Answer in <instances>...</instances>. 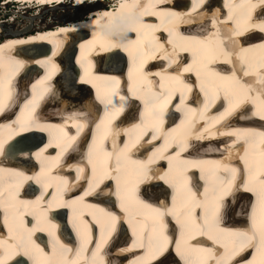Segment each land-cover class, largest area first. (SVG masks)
<instances>
[{"label":"bare ground","instance_id":"obj_1","mask_svg":"<svg viewBox=\"0 0 264 264\" xmlns=\"http://www.w3.org/2000/svg\"><path fill=\"white\" fill-rule=\"evenodd\" d=\"M165 0H139L137 5L133 6L131 2H125L124 0H120L119 5L117 8L111 9L109 12H98V11H89L88 17L86 19H83L78 17V15H74L71 19L67 20L65 23H58L57 26L54 27H39L37 28L35 32L29 31V28L25 29H19L15 30L13 26L6 28V36L3 39H6L5 42H3L0 45V52L3 50V48L6 47H20V48H26L29 50H35L42 51L43 43H50L51 41L53 43H56L57 46H60L61 44H64L63 41L65 40L64 37H70L74 33H78L84 30H98L100 33L99 35H96V37L93 40V46L92 48H95L96 51H98L99 59H100V66L101 69H105L107 71L112 72H118L122 71V64L120 60L121 58H125L126 52H134L136 55L140 54L141 49L143 48L145 50L144 54L148 52V48H150V52L148 54H153V62L151 63L152 66L158 64L159 67L162 66V63L158 60H161L164 56L163 50L170 53V60L172 61V65L174 67V71L170 73L169 78H165L164 80L161 79L159 82V85H167L170 89L176 87V92L180 93L182 96L179 95L180 98H182V101L174 102L173 104L170 103L171 101V95L173 92L170 91H164V89H160L156 92L154 95L155 100L158 102L157 104L152 101L151 103L144 104V109L148 113H146L145 116H138V119L140 120V123H138V128L135 126H129V123L131 120H135L136 115H139L140 111H134V107H131V110L129 113L125 114V117L122 121L119 122V125L116 126L117 131L114 133L116 135H112L109 142V148L112 150H115L118 148L119 139L115 138L114 136H121L123 132L126 133H132L133 138L132 140L135 141L138 134H140L142 131H147V133H151L152 136H147V142L148 145L145 146V151H151L156 150L154 154H161L162 157H167L172 154L173 145L170 147V144L173 143L174 140H184L186 144L194 145L199 144L201 141H203L205 146H199L198 149H194L191 152V159L188 158L186 154H182L179 156V153L177 152L173 157L176 159H187V162L180 170V174L178 175L180 178H174L175 175L170 174H164L161 178L165 183L170 182L176 187H181L183 183H186V180H183L182 177H193V173L185 174L183 172L184 170L188 169L189 167L195 166L199 171L202 167L208 169L210 173L196 174L200 176L202 182L203 180L207 184H214L217 185V193L225 188L226 192L231 191V196L236 193L238 189L237 187L241 186L242 181L239 180L235 183L234 186H232L231 189L227 188V185L229 182H227L226 178L227 176H223L221 173L218 172L217 177L220 179V182L217 183V181L213 182L214 179H211L212 171L217 167L221 171H228L229 169L235 170L236 175L238 176L239 168L238 165H233L232 161H223L224 158L228 156H235V154L239 155L244 162L251 161H257L259 159H262L264 161V145L257 146L256 150L255 148H252V146L257 145L256 142L258 138L256 137V133H258V137L264 136V130L263 129H253V128H247L245 126H237L232 128V124H227L225 121L226 118H231L232 115H237L238 112L241 113V116H245L248 111H245L246 108L249 109L250 106L254 104H259L261 100H264L262 98L263 90H264V36L262 33H264V0H231L232 5L229 8V11L233 13L234 17H237V13L239 16H241L242 20H247V17L249 14H251V9L247 11L251 7H246L245 9L241 10L239 8L240 5H243V2H247L249 5L254 8L255 7V13L256 15L252 16V19L247 21L246 28H237L236 34H242L245 32L246 34H249V40L248 41H239L235 37L234 39H230L229 33L232 32L230 29L229 24L225 23L223 16V10L222 7H224L227 4V0L221 1L220 0H172L173 3L176 2V5L181 7L185 6L188 2L191 1L189 5L186 6L185 13L188 16V20L185 21L186 27L185 28H179L177 26L178 23L182 22V18L178 16L180 9L179 8H172L168 10L167 15L163 16L159 12V8L156 7L157 4L163 3ZM155 2V5L152 3ZM68 3V4H67ZM135 3V2H134ZM147 3L148 6L151 4L152 8L150 9V12L154 13L157 17L156 22H145L141 20L140 13H142L143 8L142 4ZM8 3H6L7 5ZM67 4H70V7L75 8V13L83 9L82 7L84 5H73L72 3L66 1L63 3H59L57 5H54L53 7L57 6H63ZM65 5V6H67ZM88 6L92 5V2H87ZM26 5H19L18 9L20 13L21 10H24L25 12L28 10V7H24ZM49 8V6H45ZM87 9V6H85ZM200 7L199 11H196V9ZM85 9V8H84ZM137 10V12L133 13L134 10ZM167 10V8H166ZM77 14V13H76ZM103 14H106L108 17L110 16L111 19L113 17H126L128 14L131 15L132 18L136 21L137 26L141 30V34L137 35L133 41L129 42L128 45H121L120 43H117V46L115 48H112V43H110V37L109 35L112 33L114 28L111 26H114L115 28L119 27V24L115 22L111 26L106 25V18L101 20V16ZM96 16V17H95ZM250 16V15H249ZM75 18V19H74ZM151 20L152 18H148ZM174 20V21H173ZM5 22V21H4ZM2 22V23H4ZM7 22V21H6ZM171 22V23H170ZM2 23H0V27H2ZM5 24V23H4ZM129 21L127 20V26H129ZM105 27V29L102 32V28ZM129 28V27H128ZM210 31H208V30ZM250 29V30H248ZM74 33L70 34V36H67V33L72 32ZM261 30V31H259ZM161 31H165L168 33V43L169 46H166L163 42V37L161 36ZM194 33L199 34L200 36L204 37V39L200 42L196 41V44L202 48L207 49L211 51L212 55H217V60H220L222 62L226 61V57H229L230 61L232 62L231 66L232 69H226V68H220L212 70L210 67H207L206 63L201 64V70L197 69L194 71V67L189 65H178L176 61L179 62L181 59H184V56L186 54V46H187V40L189 38H196L197 36H192ZM56 35H60L62 38H54ZM28 36V37H26ZM104 36L105 39L101 40V37ZM262 36V37H260ZM230 37V38H229ZM54 38V39H53ZM1 39V40H3ZM114 39L117 41L120 40V38L114 37ZM92 38L88 36L84 40V44H90ZM101 40V41H100ZM34 42V43H33ZM73 42L72 37L68 38L67 42L60 48V59L62 67L60 68L59 75L56 79V86L54 90L55 97L53 98V101L51 103V107H54L56 104L60 105L63 109L66 108H77L80 110H74L73 116H70L71 118L66 121L68 124H80V121L75 118V115L82 116L84 115L83 109H93V112L95 113L98 109V107L94 104L93 101H91L90 98V88L87 81H76L75 79V73L76 69L74 68V64L70 61L71 56V43ZM114 43V42H113ZM51 44V43H50ZM54 45L51 44V51ZM112 49H110V48ZM111 52H107L108 50ZM119 48V49H117ZM87 50L90 52V49L87 48ZM86 50V51H87ZM50 51V52H51ZM78 52V51H77ZM48 54H44L43 56L38 57L37 59L41 60L45 58ZM122 55L124 57H122ZM92 56V55H91ZM106 56V57H105ZM103 57V58H102ZM138 57H140L138 55ZM0 62H4L6 60L5 56H0ZM77 58H80L78 55ZM116 59H118L116 61ZM50 60V59H49ZM102 60V61H101ZM215 60V59H214ZM115 61L114 63H112ZM119 62V63H117ZM88 63L84 60L82 63V72L88 71L90 68L87 65ZM6 65V62H5ZM60 66V65H59ZM193 72L194 76L197 78L196 83L198 87L200 88L201 92H204L206 96H208L207 104L200 103V98H198V94L195 92L196 85L194 84V77L189 78L188 76L184 75V72ZM210 72V73H209ZM91 73V70H90ZM151 74V73H149ZM191 75V74H190ZM144 75L141 73L139 76V81L137 84H134L131 89L136 94L137 97L141 99V97H147L150 98V94H144L149 93V87H144L140 84V81H143ZM45 78H41L34 82L32 86V90L34 91V95L36 96L31 97V103L29 104L25 109L28 110V107L32 108H39L41 107V110L37 109V114H43L44 111L43 108V101H40L41 96L43 95L44 91L48 89L49 87H52V83H46ZM55 81V80H54ZM146 82V81H144ZM86 83V84H85ZM90 83V82H89ZM39 85L38 89L39 92L36 91L35 86ZM146 85L154 86L155 80H152L150 83L147 82ZM202 85L205 86L207 89V92L203 91ZM178 88V89H177ZM190 88H193L191 90ZM263 89V90H261ZM6 92V89H3ZM4 92L0 93L3 94ZM5 96V94H3ZM24 96H21L20 98H23ZM29 98V94L26 96ZM209 97H215L218 98L219 102H223V105L225 107L224 110H219L220 106H217L215 110L209 111L208 108L209 105H211L209 102ZM19 98V99H20ZM18 99V100H19ZM85 99H87L85 101ZM186 99L193 100L198 104V108H196L192 103L185 101ZM127 100V97H120V107L118 110L113 111L111 114L108 110V106L106 104H103L102 109L103 111H106L103 113L102 117H108L110 118L108 120V126L105 128V130L108 132L110 131V127H114V124H111L109 126L110 121L113 118H116V116L121 112L123 105L125 104ZM136 102V100L134 101ZM209 103V104H208ZM172 104V105H171ZM156 105V112L153 113V106ZM167 105L170 106V110L172 109L171 113L168 115V117L171 116H177L176 113H174V110L179 108L181 110V121L179 123L176 122V116L172 119L168 120V126L161 125L163 121L158 123V116L162 114L163 108L167 107ZM133 106V105H132ZM58 108V107H56ZM137 108V107H136ZM141 108V106H140ZM146 108V109H145ZM116 109V108H115ZM260 113H264V105H263V112L258 109ZM233 113V114H232ZM232 114V115H231ZM264 115V114H262ZM43 116V115H41ZM39 116L41 121L38 120L37 125H33L31 123L28 124V126H35L32 128H38L39 131H30L32 130L31 127H28L26 125H23L21 127H16L14 129H10V131L4 136L2 133V126H0V148L1 146L7 142V140L14 134L18 135L21 132H25L22 137L15 140L14 142H7L5 143V148L8 147V153L11 156V159L16 161L25 160V158L30 157L32 161H36L37 163H41V159L37 158L36 156L39 154L37 151L35 152H18L20 149L25 148L27 145H29L33 140L36 138H40L41 130H46V127L51 124L49 122L48 117H41ZM190 118L191 122L189 123ZM234 117V116H233ZM264 117V116H263ZM186 118L185 120H183ZM83 120V117L81 118ZM150 119H153L155 123L150 124ZM14 120V119H13ZM175 120L171 124V121ZM183 120V121H182ZM211 120H217L223 121L220 122L216 128L213 129L212 132H207L206 126H203L202 131H198L197 128H195L196 125L203 124V122L211 121ZM189 124H191L193 131L190 132ZM9 125L11 128L13 127L10 122L4 124V126ZM63 125V124H61ZM75 125V126H76ZM160 126V127H158ZM60 128L65 129L64 126H61ZM97 129H99V125L97 126ZM43 133V132H42ZM260 133V134H259ZM45 135V134H44ZM70 136V135H69ZM192 136V137H190ZM215 136H217V139H215ZM75 136H71L70 140L74 138ZM129 137V136H127ZM241 139L242 145H246V147L241 148L239 144H235V142ZM260 139V138H259ZM264 139V137H263ZM251 140L254 144H251ZM129 141V140H128ZM126 141L125 144L122 147V151L125 153L126 150L130 147V145H134L133 142ZM52 142H54L52 140ZM52 142H48L44 148L40 149V153L42 154L43 159H47V157H51L53 155V148H51L52 145H50ZM55 143V142H54ZM56 144V143H55ZM70 146V143L68 140H65L62 144V148L66 149ZM170 149L168 150V148ZM77 148V147H76ZM213 149L217 151V155L220 154L221 156L219 158H212L210 156H206L208 153H206L205 150ZM87 152L93 153L95 152V147H91L87 149ZM108 154H112L111 150L107 151ZM79 151L76 150V154H78ZM0 150V155H1ZM82 153L80 152V155ZM76 156H74L75 158ZM131 157L128 155V158ZM156 160V156L153 155L147 159V162L144 163L143 160H139L137 162L141 163V166H145L148 168L149 165L153 164V162ZM1 161V157H0ZM136 161V159L134 160ZM261 161V162H262ZM25 162V161H24ZM215 164H214V163ZM263 163V162H262ZM263 165V164H261ZM78 168V167H77ZM82 169V166L80 167ZM107 168H103L102 171H106ZM116 172L122 171L121 168L116 167ZM179 170V169H178ZM264 170V166H263ZM12 172L10 178L7 176V172ZM183 172V173H182ZM194 172V171H193ZM39 176L42 178H39L37 176L34 177L36 179L35 181L39 180V183H44L45 185L51 184V182L56 181V176H53V173L51 175H46L42 171V167L38 169ZM89 174H92L94 176H97V173H94L92 170H89ZM113 174V171L110 172L109 175ZM33 175V173H22L20 170L7 167L6 165L1 164L0 162V202L4 205V211L6 212V216L3 217V224H5L7 231L6 236L3 234H0V264H20L22 260H25V256L22 254H17L18 252H21V247H32L35 248V238L36 236L35 232L36 228L34 229V226H32L29 229L20 230L18 231V223L15 221H22L25 215L29 214L30 216H40V214L35 212H30L29 208L30 206H33L32 203L38 204L41 201L40 196H37L33 199V201H29L27 199L21 198L16 195V193L12 192V183L16 184L17 186H20L23 181H26V178L28 176ZM87 169H86V176H87ZM121 175V172H120ZM162 175V174H160ZM258 175V177H257ZM92 176V179H95V177ZM247 177L248 175L245 174ZM256 178V181H253L255 184H253V189L255 190L256 187H261L259 192L256 193L255 196L260 198L257 204V199H254V203L252 205V208L249 207L248 204V195L244 192H239V196L245 198L247 200L243 202V204L237 205V200L235 202H232V208L233 210L237 212H243V215L238 217L235 221L230 222L228 220H225V211L227 207V203L223 200H220L219 195H217V203L214 207V212H219V217L217 215V222H216V216L214 215V212L211 213L213 216V219L210 223L206 220L205 217L200 219H195L194 223V230L193 233L196 232V229L201 225V231H203L205 234H207L209 237H211L219 247L221 246L223 248L222 251L219 250V247L217 245V250H213L212 247L203 246L201 249H196L197 251H192L188 249L187 247L184 248V252L186 254L190 253V257L192 255L195 257L193 260L194 264H205L206 257L209 254L211 258L214 259V262H210V264H264V242L262 241L264 239V193L261 192V189H264V173L262 172H253L251 175ZM150 177V176H149ZM151 178V177H150ZM250 178V177H248ZM138 180L137 178L134 179L133 184L135 181ZM159 179L157 176H154L151 178V183L147 185V183H142L140 186V189H143V195L142 197H149L151 199H158V200H164L166 196V184H163L162 181H158ZM120 181V178L118 179V182ZM259 183V185H257ZM166 185V186H165ZM127 187V185H125ZM251 187V188H252ZM250 188V187H245ZM70 191V190H69ZM180 191V190H179ZM186 193V192H185ZM57 195V194H55ZM104 196V202L109 201L112 203V198H114V194L111 195V189H107V191H103ZM179 201L182 199L184 200V193H181L179 195ZM238 195L235 196V198ZM117 197L121 200L128 201L127 192L120 190L117 194ZM146 198V197H145ZM143 198V199H145ZM71 203L65 202L66 205L70 207L73 211V215L75 216V221L77 220H86L87 218L92 221V225L89 227H81V229L84 231V235L86 238L93 239L95 237V233L91 232V228L93 226H99L100 233L105 230L110 229V225L106 224V217L105 215H110L112 212L109 211L106 207H102L100 205L95 206L94 208L84 209V204L88 203V198L85 197L84 192L81 194H78L76 196H73L70 198ZM204 200H207L205 198H202V201L199 200V202H203ZM242 200V199H241ZM240 202V201H239ZM107 203V202H106ZM145 203H149V201H145ZM179 206V204H178ZM225 207V208H224ZM42 208V207H40ZM97 208H101L96 211ZM129 208H127L128 210ZM94 210V211H93ZM186 210H183V212L179 211V216H184L186 213ZM53 211L47 210L46 215L50 216ZM263 215H262V214ZM69 215V214H68ZM230 215V213H229ZM256 215V216H255ZM4 216V215H3ZM8 217V218H6ZM105 217V218H104ZM230 217V216H229ZM256 217H258V221L255 222ZM245 219L247 220V223H243ZM15 220V221H13ZM202 220L203 223L200 222ZM219 220H222L224 223L228 222L229 226H232V223L234 224V229L230 227L228 228H222V224H218ZM243 223V224H236ZM155 223V222H154ZM157 224V223H156ZM44 225H42V228L44 232H49V230L44 228ZM90 225V224H89ZM73 227V225H72ZM93 227V228H95ZM134 228V227H132ZM241 228V229H238ZM126 229H121L120 233L117 234L115 237L112 238L111 243L110 240L107 241L110 245L106 248V252L103 255L105 258L109 257L108 264H118L120 259H126L131 254H137L139 252L140 247L134 244L133 240L130 245L126 242ZM170 235V234H169ZM104 238L107 239V235L104 236ZM186 238V237H185ZM52 241V245L56 247L57 253L60 256H64L66 251L69 250V247H66L62 239H59L57 234H54L50 238ZM130 242V241H129ZM20 243L18 246L17 244ZM87 243V241H86ZM187 245L189 248H193L195 244L192 241H188ZM251 247L253 250L251 253V257H245L244 256L245 250ZM170 248V247H169ZM164 249V248H163ZM162 248L157 251V254H159L158 258H155V254H150L148 252H144L141 254V261L139 264H161V262H165L166 259L170 260L173 259L174 256L172 255L173 252H166L162 253ZM199 250H202V253H200ZM217 251V253H216ZM83 252V251H82ZM250 252H248L249 254ZM32 255H34L32 253ZM32 255L29 256L26 260L31 261ZM241 255V258H238V256ZM16 256H21L20 259L17 260V262L13 261ZM114 258L112 260L111 258ZM173 257V258H171ZM237 257V259L235 258ZM78 258V257H76ZM97 258V257H96ZM231 258V262H227L228 259ZM79 260L76 261V263L72 262V259L69 261V263L65 264H85V260H81V258H78ZM192 261V260H190ZM176 262V261H175ZM39 264V263H37ZM43 264V263H40ZM173 264V263H172ZM177 264V263H174Z\"/></svg>","mask_w":264,"mask_h":264},{"label":"rangeland","instance_id":"obj_2","mask_svg":"<svg viewBox=\"0 0 264 264\" xmlns=\"http://www.w3.org/2000/svg\"><path fill=\"white\" fill-rule=\"evenodd\" d=\"M68 4V3H67ZM65 4V5H67ZM57 6V7H44L43 9H40L38 12L37 10L34 12H30V11H24L21 10L20 13L18 14L19 10L18 6H14V5H10L4 3V1L0 0V23H2V27H0V40L3 39L6 36V30L2 29L3 27L8 29V27L13 26L15 28V30H19V29H25V28H29V31L34 32L37 28L39 27H52L54 24H58V23H65L67 20L71 19L72 17H74V15H78V17L82 18L83 17V13L87 10L85 5L82 7L83 9H81L79 12L77 11L75 13V6L74 7H70V4L67 6ZM85 8V9H84ZM75 19V18H74ZM7 21V22H6ZM118 59H116L117 61ZM125 58H121L118 61L124 62ZM115 61H113L112 63H114ZM119 63V62H117ZM242 199V200H241ZM237 200V205L239 204H243L244 201L247 202V200L241 196H237L236 197ZM240 201V202H239ZM232 202H229L227 204L226 207V211H225V219L233 222L235 221L238 217L241 218V216L243 215V212H237L235 210H233V208L231 207ZM239 203V204H238ZM240 206V205H239ZM230 213V215H229ZM230 216V217H229ZM173 258V257H171ZM169 259V258H168ZM166 259L165 262H161V264H174L175 261H173V259L168 260Z\"/></svg>","mask_w":264,"mask_h":264},{"label":"water","instance_id":"obj_3","mask_svg":"<svg viewBox=\"0 0 264 264\" xmlns=\"http://www.w3.org/2000/svg\"><path fill=\"white\" fill-rule=\"evenodd\" d=\"M20 150H21V151H19V152H25V153H27L26 147L23 148V149H20ZM7 152H8V150H7ZM192 182L195 184V181H194V180H193Z\"/></svg>","mask_w":264,"mask_h":264}]
</instances>
